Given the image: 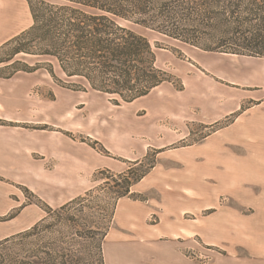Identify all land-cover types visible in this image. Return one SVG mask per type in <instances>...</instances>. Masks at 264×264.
I'll list each match as a JSON object with an SVG mask.
<instances>
[{
    "label": "crops",
    "instance_id": "0c3cea01",
    "mask_svg": "<svg viewBox=\"0 0 264 264\" xmlns=\"http://www.w3.org/2000/svg\"><path fill=\"white\" fill-rule=\"evenodd\" d=\"M23 24L12 0L5 9L0 7V47L29 28ZM196 62L198 72L184 73V91L175 90L184 94V110L198 112L184 114L182 121L210 127L229 121L208 137L215 141L208 146V207L202 206L201 186L190 182L185 195L175 198L182 202L173 205L174 222L150 226L146 217L158 213L156 207L170 205L163 202L170 198L163 190L155 193L151 188L146 204L124 201L128 222L120 223L113 235L121 201L126 200L121 199L105 243L107 264H264V59L202 52ZM38 73L27 74L28 83L21 72L10 79L0 77V221L15 208L13 196H19L9 182L26 186L57 208L81 195L82 177L90 166L119 169L112 162L90 165L87 152H76L63 132L41 129L40 115H35L38 104L26 101ZM141 206L146 212H138ZM40 211L26 206L12 220L18 222L16 229L0 240L31 228L43 218ZM133 218L142 222L134 223ZM197 239L211 248L207 263L186 253L199 249Z\"/></svg>",
    "mask_w": 264,
    "mask_h": 264
},
{
    "label": "trees",
    "instance_id": "16d2710c",
    "mask_svg": "<svg viewBox=\"0 0 264 264\" xmlns=\"http://www.w3.org/2000/svg\"><path fill=\"white\" fill-rule=\"evenodd\" d=\"M26 1L33 23L0 47L8 51L0 65L7 63L12 69L0 77L44 69L61 87L101 93L116 106L145 98L165 83L184 90L178 77L158 65L157 47L136 27L204 52L264 58V0ZM17 55L53 59L66 79L58 76L54 64L14 62ZM136 165L145 167L135 162L117 175L106 171L110 176L104 185L112 187L111 203L99 211L92 206V190L57 208L33 195L36 201L31 204L44 216L31 228L0 241V264H89L69 249L74 244L87 248L90 257L96 251L90 264H106L104 241L117 202L133 195L132 188L154 168L152 163L135 175ZM23 191L30 194L27 187ZM26 206L6 220L16 218ZM84 242L91 244L85 247Z\"/></svg>",
    "mask_w": 264,
    "mask_h": 264
},
{
    "label": "rangeland",
    "instance_id": "374dc122",
    "mask_svg": "<svg viewBox=\"0 0 264 264\" xmlns=\"http://www.w3.org/2000/svg\"><path fill=\"white\" fill-rule=\"evenodd\" d=\"M8 1L10 0H0V7L5 9ZM12 2L14 6L19 8L22 14L24 20L23 28L30 27L33 20L27 1L12 0ZM136 30L147 36L154 46L157 47L158 65L178 77L184 84L185 89L184 73L186 71L198 72L196 61L204 51L201 52L198 48L175 41L152 30L142 27H136ZM7 54V50L0 51V59H3ZM16 61L27 63L30 66H35L36 63L40 62L54 64L58 76L63 80L66 79L59 71L57 63L53 59L17 55L14 59V62ZM7 66V63L0 65L1 75H7L12 71L11 67ZM21 66L22 64L17 67ZM38 72L34 85H31L26 93V101H34L38 104L39 107L35 109V115H40L42 122L41 129L63 132L73 141V147L76 152H87L90 165L100 166L112 162L119 167L118 170H112L108 167H100L93 170L92 166H90L91 168L88 173L82 177L83 191L80 196L92 190L94 192L93 202H95L92 206L96 209L98 208L97 211H99L100 206H104L107 202L111 203L108 192L112 187L104 185L107 177L110 176L106 171L117 175L128 170L135 162H142L145 166L144 168L140 167V165L135 166L138 169L135 175H139L143 171L148 170L146 168L154 163V168L147 175L149 179L144 180L146 176L141 182L137 183L132 188L133 195L125 197L126 200L121 201L120 211L122 212L118 214L113 235L120 223L128 222L127 217L124 216L126 210L125 208L122 209L124 201L133 202L137 205L146 204L151 196L147 191L149 193L152 191L160 193L163 190L165 192L164 196L170 197L168 201H163L164 203L170 202L168 207H156L158 213H150L146 217V221L144 222L150 226L159 225L162 221L165 224L174 222L172 217H174V213L176 212L175 208L181 206L182 202V198H178V200H175V198L185 195L183 189L190 182H196L201 186L202 194L205 195L201 203L202 206L208 207L210 186L208 146L211 142L215 143V141H210L208 137L216 129L223 128L229 121H222L212 127L199 124L198 122H183L182 118L184 114H197L198 112L184 110V94L181 93V96L179 93H176V88L171 83L163 84L149 96L132 104L116 106L106 95L92 90L83 92L63 88L54 81L48 71L41 69ZM27 74L29 73L24 74L26 81L29 79ZM29 81L31 82V80ZM169 95H172L170 96L172 100L169 99ZM163 99H169L167 104L163 103ZM173 101H176V103L172 104ZM152 145H155V147ZM184 149L189 153L185 154L183 152ZM192 160L195 161L192 163ZM8 184L10 189H14L19 195L13 196L15 208L10 211V214L19 210V208L21 209L23 205H33L35 208L41 210L40 216H44V211L39 206L31 204L33 201H36L33 195L39 197L38 193L28 188L30 194H25L23 187L26 186L14 182H9ZM187 192L189 195H192L191 191ZM120 200L117 202V207ZM204 202H206L205 205ZM173 205H175V208ZM141 207L138 209V212H146L144 206ZM202 213L206 217L208 210ZM96 215L95 213L93 217L99 223ZM190 218L186 217V220H191ZM6 219L8 217L0 221V227H3L0 228V238L13 232V229H16V225H18L17 221L12 222L15 218L11 220ZM132 222L141 223L142 221L133 218ZM113 227L114 219L109 234L112 232ZM157 233L160 236L163 235L159 228H157ZM109 234L104 241L103 247L106 264L105 243ZM113 235L111 234L109 243L112 241ZM195 242L196 247L199 249H189L186 252L187 255L192 257L198 255L202 263H207L211 254V248L204 244L202 240L197 239ZM90 244V242L83 243L85 247L90 246ZM69 249L76 256H80L90 263L95 258L96 251H92L90 257L88 256L87 248H81L79 244L71 245Z\"/></svg>",
    "mask_w": 264,
    "mask_h": 264
}]
</instances>
